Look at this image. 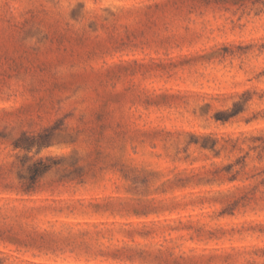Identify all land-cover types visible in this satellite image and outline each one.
I'll list each match as a JSON object with an SVG mask.
<instances>
[{
	"label": "rangeland",
	"instance_id": "rangeland-1",
	"mask_svg": "<svg viewBox=\"0 0 264 264\" xmlns=\"http://www.w3.org/2000/svg\"><path fill=\"white\" fill-rule=\"evenodd\" d=\"M0 264H264V0H0Z\"/></svg>",
	"mask_w": 264,
	"mask_h": 264
}]
</instances>
